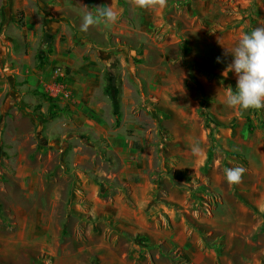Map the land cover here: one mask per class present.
<instances>
[{
    "label": "rangeland",
    "instance_id": "obj_1",
    "mask_svg": "<svg viewBox=\"0 0 264 264\" xmlns=\"http://www.w3.org/2000/svg\"><path fill=\"white\" fill-rule=\"evenodd\" d=\"M108 7L116 22L97 18L81 30L85 13ZM256 27H264V0H0V264H195L202 251L204 264H224L225 241L208 219L224 201L225 184L252 207L224 171L248 168L246 152L227 150L211 136V160L199 176L185 169L178 160L184 143L153 134L150 142L157 104L140 74L174 67L191 98L206 105L207 125L231 129L233 138L241 127L247 136L264 133L263 110L241 111L225 101L237 79L225 73L231 57L224 47L234 48ZM202 28L206 38L196 34ZM54 83L72 95L54 99L58 109L45 98H52ZM135 125L145 127L141 136ZM160 151L167 156L157 157ZM217 154L222 187L215 189ZM141 186L147 193L139 200ZM185 237L196 250L190 255ZM250 241L263 250L264 264V223Z\"/></svg>",
    "mask_w": 264,
    "mask_h": 264
},
{
    "label": "crops",
    "instance_id": "obj_2",
    "mask_svg": "<svg viewBox=\"0 0 264 264\" xmlns=\"http://www.w3.org/2000/svg\"><path fill=\"white\" fill-rule=\"evenodd\" d=\"M42 4L46 5V3ZM196 34L202 38H206L207 36V33L203 28L197 30ZM173 68L174 67H172L170 72H168L167 68H162L163 70H161V68H151L147 75L145 72L140 74V78L144 79L148 85L151 99H154L157 104V107L150 110V142H153V136L159 141L163 140L168 142V135L173 142L184 143L185 150L180 151L179 155L177 153L178 160L185 161V169L194 171L197 176H199L201 168L209 157V138L211 136L213 137L215 144H220L227 150L233 151V149L241 150L244 148L248 168H246V172L243 175L239 186L242 190L246 191V198L251 206L255 207L259 213H263V216L259 217V215L254 213L252 207L239 201L235 197L232 187L225 184V187H229V189H226L224 201L214 209V213L212 214L211 219H208V222L211 227L214 228L213 231L223 237L222 239L225 241L227 251L224 264H235L237 261H240L241 264H258L259 257L263 253V250H258V247L254 249V243L250 241V239L252 237L254 238L259 226L264 223V144L261 139V136H264V133H262L263 131L261 132V130H257L253 136H251V134L247 136L244 127H241L240 135H236L233 138L231 135V132L233 131L231 129L224 130L221 125H217L214 122L211 123V121V124L207 125V121H205L206 105L199 100L191 98L190 89L179 83V78L174 74ZM183 74L182 77L185 80L187 74L184 69ZM201 80L207 82L206 77H203ZM204 84L206 86V92L210 94L209 90L212 83L209 82ZM124 94L123 102L128 104L129 95H127L126 91ZM214 94H216V92H213L212 96L219 100L220 97ZM82 99H88V93H85L84 96H82ZM96 110L97 109L95 108V111ZM116 111H120V106L119 108L116 106L115 112ZM108 118L112 125L114 119H112L111 115H109ZM261 120L264 122V110L262 111ZM86 121L90 124L89 120L86 119ZM159 124L161 127L158 126ZM251 124L255 127L252 122ZM144 128L145 127H141V125H135V134L141 136V132H145ZM248 132L251 133L249 128ZM261 141L262 146L260 144ZM194 143H198L202 149V155L199 157L193 156L191 152V147ZM139 154L140 153L135 154L136 157H139ZM158 154L157 157L161 159L167 156V153L163 151H160ZM221 164L222 156L217 154L213 159L210 177L211 180H215V183L213 182V187L215 189L222 187L220 184H217L218 179L216 178L222 170ZM181 167H184V163H182L180 168ZM143 187L144 186H141L135 191V196H137L138 199L142 198L139 196H144V194L147 193L146 191H142ZM202 220H204V218ZM38 240L44 242L46 238L43 234H39ZM187 240L188 239L185 237V249H187V252L189 251L187 255H190L191 253L196 252V250L193 249L194 243H187ZM248 246L251 248L250 251H246V249L242 248H248ZM27 250L28 249L22 250V253L27 254ZM10 252H12V250ZM205 257L206 254L202 251L200 257L195 259V264H204L203 260ZM57 262L62 264H72L66 259H56V263Z\"/></svg>",
    "mask_w": 264,
    "mask_h": 264
},
{
    "label": "clouds",
    "instance_id": "obj_3",
    "mask_svg": "<svg viewBox=\"0 0 264 264\" xmlns=\"http://www.w3.org/2000/svg\"><path fill=\"white\" fill-rule=\"evenodd\" d=\"M139 2L143 4V0ZM97 18H103L106 23H114L118 17L112 7L96 8L95 16L91 12L83 15L81 30L87 31L98 22ZM224 49V55L231 57L225 73H234L237 79L235 90L231 86L225 89L227 106L241 111L264 110V27L251 29L239 39L234 48ZM217 62H221L219 57ZM191 152L195 157L202 155L198 143L192 145ZM224 171L229 184H238L246 169L238 166L227 167Z\"/></svg>",
    "mask_w": 264,
    "mask_h": 264
},
{
    "label": "built area",
    "instance_id": "obj_4",
    "mask_svg": "<svg viewBox=\"0 0 264 264\" xmlns=\"http://www.w3.org/2000/svg\"><path fill=\"white\" fill-rule=\"evenodd\" d=\"M56 73L57 75L63 76L59 70ZM49 95L55 100L69 101L72 99L71 93L67 92L65 88L58 83H54L52 86H50Z\"/></svg>",
    "mask_w": 264,
    "mask_h": 264
},
{
    "label": "trees",
    "instance_id": "obj_5",
    "mask_svg": "<svg viewBox=\"0 0 264 264\" xmlns=\"http://www.w3.org/2000/svg\"><path fill=\"white\" fill-rule=\"evenodd\" d=\"M45 98H46V100L50 103V105H51V108L52 109H58V105L56 104V102H54V99H52V98H50V97H47V96H45ZM116 106H118L117 104H116ZM64 110H62V112H63ZM117 114H118V112H116ZM58 113H53L52 115H57ZM119 123H120V121H118L117 120V123H116V125L118 126L119 125ZM253 130H254V127H253V125L251 124V123H249V131L252 133L253 132ZM211 160V154H209V158H208V161H210ZM210 247V246H209ZM215 249H216V251L218 252V254L219 255H222V246L221 247H214Z\"/></svg>",
    "mask_w": 264,
    "mask_h": 264
}]
</instances>
